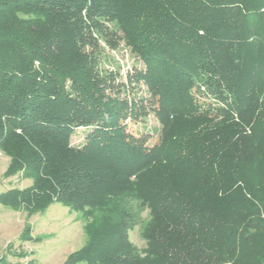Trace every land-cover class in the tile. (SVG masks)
I'll return each instance as SVG.
<instances>
[{
	"label": "trees",
	"instance_id": "16d2710c",
	"mask_svg": "<svg viewBox=\"0 0 264 264\" xmlns=\"http://www.w3.org/2000/svg\"><path fill=\"white\" fill-rule=\"evenodd\" d=\"M102 43L144 68L120 85ZM0 150L32 179L0 204L85 218L63 264H264V0H0Z\"/></svg>",
	"mask_w": 264,
	"mask_h": 264
},
{
	"label": "rangeland",
	"instance_id": "374dc122",
	"mask_svg": "<svg viewBox=\"0 0 264 264\" xmlns=\"http://www.w3.org/2000/svg\"><path fill=\"white\" fill-rule=\"evenodd\" d=\"M102 66L117 72V83L125 84L128 74L144 68V64L131 49L122 43L117 49H111L104 43ZM141 89H144L141 86ZM124 95V93H122ZM137 96L147 97L146 91ZM128 130L137 135H148L149 144L157 143L161 136V125L153 112L144 119L128 120ZM89 129L79 128L71 137L73 146H82ZM10 157L0 150V194L13 188H26L32 185V179L21 174L6 176ZM143 222L149 218L148 210L141 213ZM86 220L79 212H73L60 203H53L44 212L28 214L0 204V258L6 257L7 263L63 264L67 256L81 248L86 242ZM26 225L31 227V240L22 239ZM142 226L138 224L130 231L131 241L139 248L145 247L141 236ZM27 253L19 257L16 253Z\"/></svg>",
	"mask_w": 264,
	"mask_h": 264
}]
</instances>
